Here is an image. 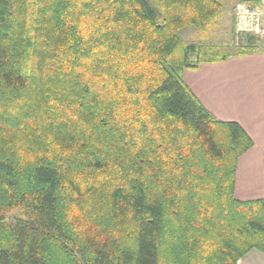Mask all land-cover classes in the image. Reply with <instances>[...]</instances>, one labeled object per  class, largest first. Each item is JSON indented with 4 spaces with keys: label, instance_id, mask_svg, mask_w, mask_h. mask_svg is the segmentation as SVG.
Instances as JSON below:
<instances>
[{
    "label": "trees",
    "instance_id": "obj_1",
    "mask_svg": "<svg viewBox=\"0 0 264 264\" xmlns=\"http://www.w3.org/2000/svg\"><path fill=\"white\" fill-rule=\"evenodd\" d=\"M221 6L0 0V264H238L264 253V199L234 193L253 141L183 78L259 37L236 35L220 55L188 43L168 62L180 31Z\"/></svg>",
    "mask_w": 264,
    "mask_h": 264
},
{
    "label": "crops",
    "instance_id": "obj_2",
    "mask_svg": "<svg viewBox=\"0 0 264 264\" xmlns=\"http://www.w3.org/2000/svg\"><path fill=\"white\" fill-rule=\"evenodd\" d=\"M256 45L245 55L202 62L183 72L186 84L217 119L237 122L253 141L238 159L234 193L241 201L264 199V44L259 39ZM238 264H264V253L253 249Z\"/></svg>",
    "mask_w": 264,
    "mask_h": 264
},
{
    "label": "rangeland",
    "instance_id": "obj_3",
    "mask_svg": "<svg viewBox=\"0 0 264 264\" xmlns=\"http://www.w3.org/2000/svg\"><path fill=\"white\" fill-rule=\"evenodd\" d=\"M217 1L222 5L220 11H218L204 26H187L180 31L182 45L168 58V62L171 65L180 63L184 59L186 45L188 43H195L201 46L199 50L201 54H210L213 50L216 55L229 54L235 51L238 41L236 37V26L233 19V10L240 0ZM259 39L261 40V44H264V33H262ZM21 216L22 212L16 209L6 215V220L8 222H13Z\"/></svg>",
    "mask_w": 264,
    "mask_h": 264
},
{
    "label": "built area",
    "instance_id": "obj_4",
    "mask_svg": "<svg viewBox=\"0 0 264 264\" xmlns=\"http://www.w3.org/2000/svg\"><path fill=\"white\" fill-rule=\"evenodd\" d=\"M236 34H251L261 37L264 33V2L243 1L234 12Z\"/></svg>",
    "mask_w": 264,
    "mask_h": 264
}]
</instances>
